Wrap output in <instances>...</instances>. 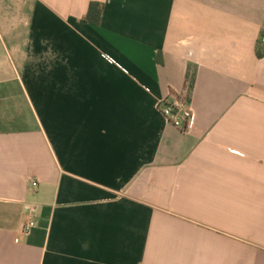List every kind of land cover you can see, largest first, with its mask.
Wrapping results in <instances>:
<instances>
[{"label": "crops", "instance_id": "0c3cea01", "mask_svg": "<svg viewBox=\"0 0 264 264\" xmlns=\"http://www.w3.org/2000/svg\"><path fill=\"white\" fill-rule=\"evenodd\" d=\"M262 37L264 0H0V264H264Z\"/></svg>", "mask_w": 264, "mask_h": 264}, {"label": "built area", "instance_id": "2783aa9c", "mask_svg": "<svg viewBox=\"0 0 264 264\" xmlns=\"http://www.w3.org/2000/svg\"><path fill=\"white\" fill-rule=\"evenodd\" d=\"M260 43L264 44V37L260 38ZM161 115L175 128L182 132L191 130L194 126V114L190 102L186 99L163 100L159 103ZM35 186V184H33ZM36 227L32 218H27L22 227L21 233L28 235Z\"/></svg>", "mask_w": 264, "mask_h": 264}, {"label": "trees", "instance_id": "16d2710c", "mask_svg": "<svg viewBox=\"0 0 264 264\" xmlns=\"http://www.w3.org/2000/svg\"><path fill=\"white\" fill-rule=\"evenodd\" d=\"M102 13V5L99 3H90L88 6V11L87 15L85 17V21L89 23L90 25L96 26L99 23L100 17ZM264 54V49L263 50H257L256 56L258 59H261ZM194 84V77L192 76L189 79V91H192Z\"/></svg>", "mask_w": 264, "mask_h": 264}]
</instances>
